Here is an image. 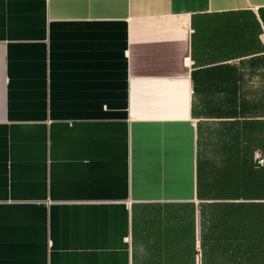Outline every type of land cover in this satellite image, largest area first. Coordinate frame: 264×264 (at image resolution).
<instances>
[{"label": "crops", "instance_id": "obj_1", "mask_svg": "<svg viewBox=\"0 0 264 264\" xmlns=\"http://www.w3.org/2000/svg\"><path fill=\"white\" fill-rule=\"evenodd\" d=\"M264 0H0V264H264Z\"/></svg>", "mask_w": 264, "mask_h": 264}, {"label": "built area", "instance_id": "obj_2", "mask_svg": "<svg viewBox=\"0 0 264 264\" xmlns=\"http://www.w3.org/2000/svg\"><path fill=\"white\" fill-rule=\"evenodd\" d=\"M254 162H255V164L261 166V165H263L264 157L259 153H255Z\"/></svg>", "mask_w": 264, "mask_h": 264}]
</instances>
